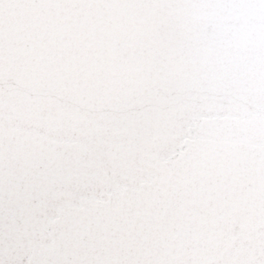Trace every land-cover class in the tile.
Masks as SVG:
<instances>
[{"label":"snow or ice","instance_id":"obj_1","mask_svg":"<svg viewBox=\"0 0 264 264\" xmlns=\"http://www.w3.org/2000/svg\"><path fill=\"white\" fill-rule=\"evenodd\" d=\"M0 264H264V0H0Z\"/></svg>","mask_w":264,"mask_h":264}]
</instances>
